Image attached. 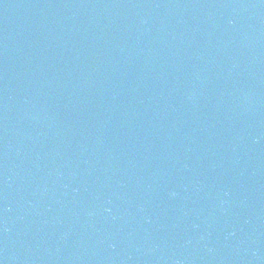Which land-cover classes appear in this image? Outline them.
I'll use <instances>...</instances> for the list:
<instances>
[{"label": "water", "instance_id": "water-1", "mask_svg": "<svg viewBox=\"0 0 264 264\" xmlns=\"http://www.w3.org/2000/svg\"><path fill=\"white\" fill-rule=\"evenodd\" d=\"M0 264H264V0H0Z\"/></svg>", "mask_w": 264, "mask_h": 264}]
</instances>
